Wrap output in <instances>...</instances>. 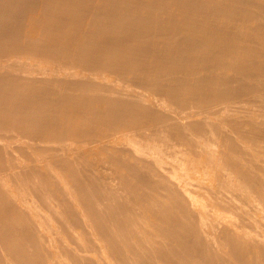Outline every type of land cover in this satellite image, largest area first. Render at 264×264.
Here are the masks:
<instances>
[{"label": "rangeland", "instance_id": "1", "mask_svg": "<svg viewBox=\"0 0 264 264\" xmlns=\"http://www.w3.org/2000/svg\"><path fill=\"white\" fill-rule=\"evenodd\" d=\"M0 264H264V0H0Z\"/></svg>", "mask_w": 264, "mask_h": 264}]
</instances>
